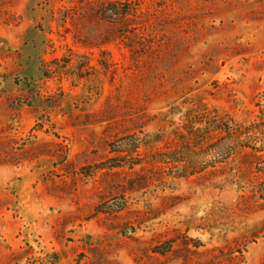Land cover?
Wrapping results in <instances>:
<instances>
[{"label": "rangeland", "instance_id": "obj_1", "mask_svg": "<svg viewBox=\"0 0 264 264\" xmlns=\"http://www.w3.org/2000/svg\"><path fill=\"white\" fill-rule=\"evenodd\" d=\"M263 97L264 0H0V264H264Z\"/></svg>", "mask_w": 264, "mask_h": 264}, {"label": "trees", "instance_id": "obj_2", "mask_svg": "<svg viewBox=\"0 0 264 264\" xmlns=\"http://www.w3.org/2000/svg\"><path fill=\"white\" fill-rule=\"evenodd\" d=\"M258 102H259L258 104H260V106H262V108L260 110V112H261V116H260L261 121L258 122V123H253L252 125H254V127L259 128L261 130L262 134L264 135V97L261 100H259ZM227 124L228 125H226V127H228L229 130H231L230 128L234 127L233 125H235V128L237 130L242 129V126L233 124V122L232 123L228 122ZM237 133H240V132H237ZM228 134L231 135V134H233V132L230 131ZM240 138H242V137H240ZM249 139H250V137H245L242 140L240 139L241 141H239V144H241V145L242 144H248V140ZM261 142L262 143H261V146L260 147H256L257 146L256 143H253L254 145L250 146L252 148V150H254L255 152L261 154V155H259V158H258V161L259 162L258 163L263 162L262 159H264V139ZM244 146H247V145H244ZM261 171L264 172V168L261 169Z\"/></svg>", "mask_w": 264, "mask_h": 264}]
</instances>
